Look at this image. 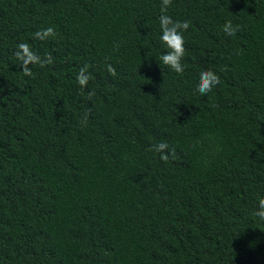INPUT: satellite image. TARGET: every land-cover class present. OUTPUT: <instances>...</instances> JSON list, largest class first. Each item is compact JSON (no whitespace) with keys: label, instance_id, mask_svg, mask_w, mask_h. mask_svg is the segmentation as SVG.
<instances>
[{"label":"trees","instance_id":"1","mask_svg":"<svg viewBox=\"0 0 264 264\" xmlns=\"http://www.w3.org/2000/svg\"><path fill=\"white\" fill-rule=\"evenodd\" d=\"M160 9L0 0V264H264V0H172L182 74ZM21 42L53 63L25 76Z\"/></svg>","mask_w":264,"mask_h":264},{"label":"clouds","instance_id":"2","mask_svg":"<svg viewBox=\"0 0 264 264\" xmlns=\"http://www.w3.org/2000/svg\"><path fill=\"white\" fill-rule=\"evenodd\" d=\"M172 4V0H161V15L159 17L160 29L162 35L160 40L167 48V52L160 55L159 60L163 65L169 67L177 74L184 72V65L181 63L182 58L185 55L184 37L182 35L183 30L189 28L188 21H173L172 18L166 15L168 7ZM223 31L228 36H234L237 29L233 27L232 23L227 22ZM57 33L52 27L41 29L34 34L35 39L46 40L49 37L56 36ZM16 58L21 61L20 68L25 76H31L32 70L30 65H39L41 68L53 63V58L50 54L44 57L36 54L28 43L21 42L17 45V49L14 53ZM88 65L82 67L76 77L78 84L81 88L86 87L90 79V75L87 74ZM107 70L110 74L115 75L116 70L110 64L107 66ZM220 83L219 76L211 70H205L200 73L199 82L197 84V91L201 95H206L212 91V89ZM94 93H89L88 98L91 99ZM82 124L86 123V117L81 121ZM169 148L167 143H160L149 148V151H156L161 153L160 159L167 162L169 160V154H164L165 150ZM172 159L176 158L175 149L172 148L170 151ZM261 221H264V198H260L258 201V210L254 213Z\"/></svg>","mask_w":264,"mask_h":264}]
</instances>
